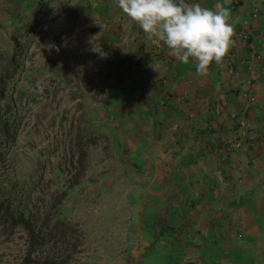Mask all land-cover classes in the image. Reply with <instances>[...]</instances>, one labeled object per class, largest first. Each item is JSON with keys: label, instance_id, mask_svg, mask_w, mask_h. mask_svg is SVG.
Instances as JSON below:
<instances>
[{"label": "crops", "instance_id": "obj_1", "mask_svg": "<svg viewBox=\"0 0 264 264\" xmlns=\"http://www.w3.org/2000/svg\"><path fill=\"white\" fill-rule=\"evenodd\" d=\"M88 2L103 10L88 17L105 25L104 96L122 103L109 125L125 168L119 178L132 181L124 195L136 196L133 228L141 231L143 213L158 218L161 242L181 248L184 263L264 264V0H196L226 7L234 33L250 35L234 34L207 75L169 55L116 0Z\"/></svg>", "mask_w": 264, "mask_h": 264}, {"label": "rangeland", "instance_id": "obj_2", "mask_svg": "<svg viewBox=\"0 0 264 264\" xmlns=\"http://www.w3.org/2000/svg\"><path fill=\"white\" fill-rule=\"evenodd\" d=\"M10 1L0 4V77L18 131L0 163V264H20L28 254L53 264H189L181 248L161 242L158 218L143 213L141 231L132 226L136 196L124 195L132 181L119 178L125 168L109 125L122 103L104 96L111 69L100 44L105 25L88 17L101 16L102 7ZM6 207L25 217L32 236L12 225ZM57 220L77 227L79 245L69 230L52 229Z\"/></svg>", "mask_w": 264, "mask_h": 264}, {"label": "clouds", "instance_id": "obj_3", "mask_svg": "<svg viewBox=\"0 0 264 264\" xmlns=\"http://www.w3.org/2000/svg\"><path fill=\"white\" fill-rule=\"evenodd\" d=\"M116 4L143 32L162 41L181 64L191 59L197 75H207L212 63H223L235 46L230 12L221 5L202 7L196 0H116ZM33 91L42 89L37 86Z\"/></svg>", "mask_w": 264, "mask_h": 264}, {"label": "trees", "instance_id": "obj_4", "mask_svg": "<svg viewBox=\"0 0 264 264\" xmlns=\"http://www.w3.org/2000/svg\"><path fill=\"white\" fill-rule=\"evenodd\" d=\"M4 77H0V163L6 162L10 157L11 147L15 141V137L18 131L17 125L15 124L14 117L12 116L11 110L9 109L7 104H3L4 93H5V84ZM4 198L2 192L0 191V210L3 209ZM4 213L6 217L11 220L13 226L22 225L24 229L30 233L32 236L34 234L33 230L27 224V220L24 216L15 215L13 209L11 207L4 208ZM47 228L46 226H44ZM65 228L70 231V237H74L76 243L79 245L81 240V234L77 227L69 224L63 220H57L52 229ZM65 235L64 233L62 234ZM39 243V244H38ZM34 245H40L42 247L45 246L44 242L41 240H35ZM20 264H53L48 259L44 260H36L33 261L28 254ZM190 264V263H189Z\"/></svg>", "mask_w": 264, "mask_h": 264}, {"label": "built area", "instance_id": "obj_5", "mask_svg": "<svg viewBox=\"0 0 264 264\" xmlns=\"http://www.w3.org/2000/svg\"><path fill=\"white\" fill-rule=\"evenodd\" d=\"M255 15L256 14L254 12L253 17H255ZM244 25H245V23H244ZM234 34H235V37H237L241 40H247L250 37L249 33L246 31H243V30L236 31Z\"/></svg>", "mask_w": 264, "mask_h": 264}]
</instances>
